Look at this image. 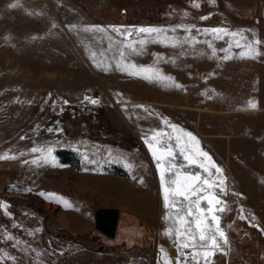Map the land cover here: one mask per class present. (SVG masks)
Listing matches in <instances>:
<instances>
[{
  "label": "rangeland",
  "instance_id": "rangeland-1",
  "mask_svg": "<svg viewBox=\"0 0 264 264\" xmlns=\"http://www.w3.org/2000/svg\"><path fill=\"white\" fill-rule=\"evenodd\" d=\"M258 45L264 0H0V156L14 157L0 159V264H72L85 246L130 249L142 264H264V156L209 161L196 150L218 155L222 142L186 135L225 57ZM201 112L205 133L235 122ZM149 144L174 155L157 160ZM158 163L176 165L165 187L177 170L213 185L195 182L219 201L200 204L218 247L199 240L189 201L169 192L165 207ZM101 206L118 209L112 237L94 227Z\"/></svg>",
  "mask_w": 264,
  "mask_h": 264
},
{
  "label": "crops",
  "instance_id": "crops-1",
  "mask_svg": "<svg viewBox=\"0 0 264 264\" xmlns=\"http://www.w3.org/2000/svg\"><path fill=\"white\" fill-rule=\"evenodd\" d=\"M219 68L216 69H219L220 76L218 77L216 73L212 76V100L208 102L198 100L195 106L199 111L196 120L197 134L193 136L200 141L222 142V153L216 155L210 152L209 156H228L226 152H233L238 158L264 156V47L258 45L250 52L231 54L224 59ZM250 103H254L256 107H251ZM186 107L191 106L188 104ZM205 110L235 118L234 124L238 125L237 128L233 126V121L221 123L219 127L213 123L214 128L210 130L212 132L205 133V121L201 112ZM258 146L261 154L250 152ZM204 178L202 173L201 180L204 181ZM84 252L85 260L75 261L72 264H142L132 259L130 249L94 250L85 246ZM88 254L90 256H87ZM98 257H108V260L96 259Z\"/></svg>",
  "mask_w": 264,
  "mask_h": 264
},
{
  "label": "snow or ice",
  "instance_id": "snow-or-ice-1",
  "mask_svg": "<svg viewBox=\"0 0 264 264\" xmlns=\"http://www.w3.org/2000/svg\"><path fill=\"white\" fill-rule=\"evenodd\" d=\"M12 7H16V5H12ZM138 31L140 33H153V32H157L158 30L155 28H151V27H141L138 29ZM214 32H223L226 31L224 29H213ZM233 35H235V33H233ZM141 43H143V41H141ZM257 43H259L257 41ZM228 57H225V59H227ZM147 71V70H146ZM131 75H139L138 72H132L130 73ZM146 79H152L153 77L151 76H146ZM170 79V78H169ZM92 103H97V101L93 100L91 101ZM251 107H256V105L254 103H250ZM173 128H176V125H172ZM162 133L157 132L153 135L152 139L156 140L158 136H161ZM186 135L188 137L191 138L192 141H195V143L198 145L199 141L196 140V137L193 136L191 133H186ZM179 141V137L177 138ZM157 143H159V141H157ZM149 149L152 151V154L154 156V158H156L157 160L163 161L165 159V157H172L174 155L173 150L171 149V147H168L167 149H165L161 155H157V152L159 151V149L155 148L152 144H149ZM32 151H37V149H32ZM181 154L184 155V159L187 160L190 164H196L197 160L194 158V156L192 154H186L185 153V149L183 147H181ZM196 155L198 156H202L207 158L209 161H211V157L209 156V154L207 152H203L202 150L197 149L196 150ZM8 158H14V157H8V156H0V159H8ZM33 164L37 163L36 160L32 161ZM214 166V165H213ZM200 167L205 168V171H208V169L204 166V164H201ZM157 168L160 171V179H161V185L164 188V199H165V207H170L169 204V192H171L174 196H179V197H183L184 200L189 201V209L187 212L188 216H192L193 215V211L192 208L195 207V209L198 210L199 215L196 216L195 219V229L196 231L199 232V240L200 241H207V240H211L212 246L213 247H218V242L216 239V236L213 234L211 228L209 227V225L206 223V217L203 216V213L205 212V209L200 207L201 204V200H207V203L209 205H212L214 201H216V197L212 196V195H208V196H198V193H201L204 191L203 187L198 186L195 182L201 180L200 175L197 173L195 175H191V174H187V175H183L181 176L180 172L177 170L175 173L176 179H173L171 181L172 184L175 185V188L170 189L168 187H165V172H171L173 168H176V165H172L170 168H165L163 167V165L161 163L157 164ZM216 171L220 172L221 169H219L218 167H216ZM204 184H206L208 186V188H211L213 185L208 181V180H204L203 181ZM41 195H44V193H41ZM51 195V194H50ZM192 197H197L195 200H192ZM217 203H219V201H216ZM65 206L70 207V205L67 204V202H65ZM208 212H212V208L209 207L207 209ZM222 211V209H221ZM212 220L217 221V227H216V231L219 232L220 236L223 237L224 233L222 230H220L219 228V224H218V217L213 215L212 216ZM180 223L181 224H188L190 223L189 221L185 220L184 217H180ZM185 232L189 235V238L191 240H195L197 237L195 235V233L193 232V230L191 228H187L185 230ZM178 235H184V233H178ZM226 238H225V243H226ZM183 247L187 248L189 247L188 243L183 244ZM212 253H205V255H210Z\"/></svg>",
  "mask_w": 264,
  "mask_h": 264
},
{
  "label": "water",
  "instance_id": "water-1",
  "mask_svg": "<svg viewBox=\"0 0 264 264\" xmlns=\"http://www.w3.org/2000/svg\"><path fill=\"white\" fill-rule=\"evenodd\" d=\"M118 209L114 206L97 207L93 212L94 227L107 237H112L115 230Z\"/></svg>",
  "mask_w": 264,
  "mask_h": 264
},
{
  "label": "trees",
  "instance_id": "trees-1",
  "mask_svg": "<svg viewBox=\"0 0 264 264\" xmlns=\"http://www.w3.org/2000/svg\"><path fill=\"white\" fill-rule=\"evenodd\" d=\"M43 220L45 221V216H43ZM46 230L48 231V232H51L52 234H55V235H58V236H67L68 234L66 233V232H63V231H60V230H58V231H52V230H50L49 228H47L46 227ZM81 243H82V241L81 240H79ZM107 247L105 246L103 249H106ZM98 249H100V248H98Z\"/></svg>",
  "mask_w": 264,
  "mask_h": 264
},
{
  "label": "bare ground",
  "instance_id": "bare-ground-1",
  "mask_svg": "<svg viewBox=\"0 0 264 264\" xmlns=\"http://www.w3.org/2000/svg\"><path fill=\"white\" fill-rule=\"evenodd\" d=\"M195 3H197V0H195Z\"/></svg>",
  "mask_w": 264,
  "mask_h": 264
}]
</instances>
